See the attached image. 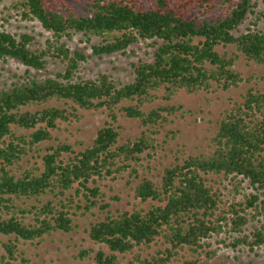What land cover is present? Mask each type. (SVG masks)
<instances>
[{
	"label": "trees",
	"instance_id": "1",
	"mask_svg": "<svg viewBox=\"0 0 264 264\" xmlns=\"http://www.w3.org/2000/svg\"><path fill=\"white\" fill-rule=\"evenodd\" d=\"M216 1L155 0L148 6L144 0H87L83 14L67 0L13 1L23 20H37L52 35L41 43L30 32L0 29V61L27 67L10 84L0 82V235L9 237L3 243L7 264H30L20 242L39 244L54 232H70L74 215L97 209L104 216L88 232L99 248L77 254L97 264H122L120 254L133 255L132 264H209L222 247L264 248V90L249 89L222 114L208 150L157 175L142 176L137 167L144 153L158 148L160 127L189 112L172 102L181 92L237 87L246 80L237 67L240 57L264 67V31L240 32L257 0L233 6L228 0L229 12L219 16L212 15L222 9ZM197 4L204 8L199 15L193 13ZM75 37L82 48L72 46ZM136 44L153 50L151 59L131 63L132 80L115 68L84 74L92 56L130 57ZM58 60L65 69L52 76L29 73L46 72ZM3 70L0 65V78ZM80 109H108L112 120L78 150L57 142L54 132L79 121ZM117 111L138 119L141 134L125 137ZM128 171L140 202L132 211L108 210L102 182ZM153 245L160 248L142 257ZM180 251L190 257L181 261Z\"/></svg>",
	"mask_w": 264,
	"mask_h": 264
},
{
	"label": "rangeland",
	"instance_id": "2",
	"mask_svg": "<svg viewBox=\"0 0 264 264\" xmlns=\"http://www.w3.org/2000/svg\"><path fill=\"white\" fill-rule=\"evenodd\" d=\"M14 0H0V29H8L12 32H30L34 34L39 42H44L47 38L51 37V33L46 31L40 22L37 20L27 21L21 18L11 4ZM68 3L75 8L77 12L83 14L86 12L87 0H67ZM241 0H233L231 6L237 5ZM144 2L151 6L155 0H144ZM222 9H216L213 14L215 16L223 15L229 12L228 0L216 1ZM254 13H248V18L240 26V32L248 31L249 29H259L264 31V0H257ZM197 8L193 10L194 14H201L204 11L203 7L197 4ZM211 17V16H210ZM75 48H82L84 44L79 42V38L75 37L71 42ZM134 55L127 57L120 53L113 55H106L103 58L92 56L84 63L86 76H94L99 70L105 71L114 69L126 81L132 80L133 67L132 62H136L142 58L151 59L152 48L146 47L144 44H136L133 46ZM90 52L91 50H87ZM0 65L4 66L3 76L0 78L1 84H10L15 80V73L25 74L26 66L15 59H9L7 62L0 61ZM237 67L243 71L246 80L241 82L237 87H232L227 91L220 90L218 92L200 94H188L181 92L172 102L181 103L189 110V112L182 115V111L178 115H172L171 121L164 127H160V132L157 135L158 148L151 151L150 155L146 152L143 154L144 159L141 164L137 166L140 175L152 176L157 175L165 167L173 163L181 162L184 158L191 154H197L199 151L208 150L211 143V138L216 134L218 128V121L222 114L231 109L236 103L243 100V96L249 89L264 90V81L261 76L264 75V67L254 63L248 64L242 57L237 61ZM65 69V66L58 61H51L48 65V70L36 71L30 69V74L40 77L52 76L58 71ZM253 79L249 80V77ZM164 102V101H162ZM160 102L151 104L149 107L158 105ZM109 110H83L80 109L79 113L82 118L73 123H64L61 125L60 130H55L54 134L58 141H64L72 144L76 149L88 146L93 142L97 130L105 125L112 119L109 116ZM118 112L117 125L122 126L121 130L125 137H136L141 134L145 128L141 125L140 121L135 118H130ZM51 142L45 143L50 145ZM133 176L130 172H125L123 177L117 180H104L102 182V190L106 194V200L111 203L108 210L112 211H132L140 200L134 196ZM144 206H149L146 202ZM104 214L101 210H96L94 214L83 215L78 213L74 215L75 227L70 232L57 231L45 237L39 243L20 242L19 252H24V255L30 259V264H97L93 258L80 259L77 254L87 248L97 250L99 244L91 240L88 229L90 223L103 217ZM264 223V218H262ZM9 239L8 236L0 235V264H7L8 258L4 259L6 251L3 243ZM214 241V239H213ZM218 245L214 243L213 247ZM160 248L159 245H153L149 249L141 252L142 257L148 256V253ZM163 248V247H161ZM208 250V249H207ZM185 256L181 261L190 257V252L180 251ZM122 264H132L133 255H119ZM201 258H206L205 252ZM181 258V257H179ZM178 258V259H179ZM20 263V259L17 261ZM134 264H139L135 262ZM209 264H264V248L251 252L248 248L235 251L232 248L222 247Z\"/></svg>",
	"mask_w": 264,
	"mask_h": 264
}]
</instances>
